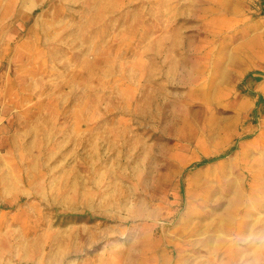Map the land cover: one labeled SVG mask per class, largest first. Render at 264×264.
<instances>
[{
	"label": "rangeland",
	"instance_id": "374dc122",
	"mask_svg": "<svg viewBox=\"0 0 264 264\" xmlns=\"http://www.w3.org/2000/svg\"><path fill=\"white\" fill-rule=\"evenodd\" d=\"M263 121L264 0H0V264H264Z\"/></svg>",
	"mask_w": 264,
	"mask_h": 264
},
{
	"label": "crops",
	"instance_id": "0c3cea01",
	"mask_svg": "<svg viewBox=\"0 0 264 264\" xmlns=\"http://www.w3.org/2000/svg\"><path fill=\"white\" fill-rule=\"evenodd\" d=\"M220 237H218L217 239H219Z\"/></svg>",
	"mask_w": 264,
	"mask_h": 264
},
{
	"label": "clouds",
	"instance_id": "9594fccd",
	"mask_svg": "<svg viewBox=\"0 0 264 264\" xmlns=\"http://www.w3.org/2000/svg\"><path fill=\"white\" fill-rule=\"evenodd\" d=\"M262 242H264V241H262Z\"/></svg>",
	"mask_w": 264,
	"mask_h": 264
},
{
	"label": "bare ground",
	"instance_id": "6f19581e",
	"mask_svg": "<svg viewBox=\"0 0 264 264\" xmlns=\"http://www.w3.org/2000/svg\"><path fill=\"white\" fill-rule=\"evenodd\" d=\"M264 122V121H263Z\"/></svg>",
	"mask_w": 264,
	"mask_h": 264
}]
</instances>
